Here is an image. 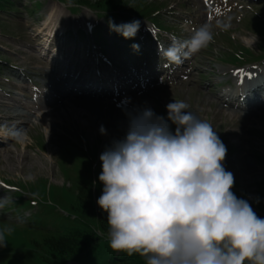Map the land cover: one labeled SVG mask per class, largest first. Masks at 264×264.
I'll list each match as a JSON object with an SVG mask.
<instances>
[{
	"label": "clouds",
	"instance_id": "clouds-1",
	"mask_svg": "<svg viewBox=\"0 0 264 264\" xmlns=\"http://www.w3.org/2000/svg\"><path fill=\"white\" fill-rule=\"evenodd\" d=\"M109 27L132 39L141 21L109 20ZM213 39V25L206 22L187 39L172 36L160 55L180 64ZM166 108L167 117L147 106L125 109V135L100 155L97 204L107 214L110 247L138 254L145 264H264V218L232 191L234 175L223 163L226 146L186 102L174 99ZM99 131L107 134L103 125ZM11 135L24 141V130ZM6 231L0 230V247L6 246Z\"/></svg>",
	"mask_w": 264,
	"mask_h": 264
},
{
	"label": "rangeland",
	"instance_id": "rangeland-1",
	"mask_svg": "<svg viewBox=\"0 0 264 264\" xmlns=\"http://www.w3.org/2000/svg\"><path fill=\"white\" fill-rule=\"evenodd\" d=\"M43 3V9H42V14L44 18H48L50 17V15H53V19L54 20L52 25L55 26H60V27H66L67 29L72 28L73 26L77 25L73 22L78 23V21L76 19H80V17L74 19L72 18V16H70V12H68L66 10V7L63 4H60L56 1H45V0H37ZM96 0H93V2H95ZM150 2H153V0H149ZM165 2V0H160ZM180 0H172V5H175V8L177 10H182L178 7L177 3ZM198 1V0H196ZM185 2V1H184ZM187 3V2H185ZM250 6L252 7L253 4H250ZM257 13L260 14V16L262 17V19L264 18V3L261 7L259 6H255ZM252 16V15H251ZM251 16H249V18H251ZM97 15L95 13H90V14H86L83 18L84 20L89 19L88 23L91 24H95L97 25L98 23L101 25H103V21L98 20L97 22ZM99 18V17H98ZM239 18H241V15L239 16ZM101 19V18H99ZM38 20H35V22L33 23V21L31 19H28L26 21H22V30L24 33V37L26 36V31L27 28L32 27L33 24H36ZM25 25V26H24ZM18 29V26H16ZM233 29H238V31H233L232 35L234 37L235 40H242V46L245 45V43H252V45H255L253 42H257V38L252 36L251 32H249L247 29H245L243 27V24L241 25H237L235 23V25H233ZM18 33V30H17ZM7 36H3V34H1L0 32V48H7L6 54H10V57L12 59H18V62H25L23 64V66L27 65V61H28V56L26 54V48H24V42L21 44L19 43V41H21L20 39H16L14 40V38H17L15 32L13 33H9L7 34ZM21 35V34H20ZM28 36V35H27ZM22 38V37H21ZM5 42H7V45L5 44ZM245 42V43H244ZM8 43L12 44L13 46L11 47V45H9ZM244 43V45H243ZM252 45L249 46V48H252ZM21 50H18V49ZM255 48V46H254ZM253 49V48H252ZM25 58V60L23 61V59ZM213 67L217 68L216 65L213 64ZM179 86H181L180 92L183 96V98H185L186 103L188 104V106H195L194 112L196 113V115L200 118L203 119L205 121H212V120H217L219 121V116H220V112L219 109L215 108L213 103H210L209 100H211V98L207 97L205 98V100L203 101V98L201 99V101L198 100V97L195 94H198L197 92H193V91H197L198 88L197 85L193 84V86H189L186 90V84H182V81L178 83ZM165 90L163 88H157L156 90L153 91L154 96L157 97L158 94L160 92H164ZM189 92H193L194 94H190ZM203 104H202V103ZM264 120V118H263ZM67 125L69 126V129L66 132H73V134H67L73 137H79L81 134L78 133L77 131V126L75 125V122L73 121L72 118L66 119L64 120ZM261 121V120H259ZM262 122V121H261ZM261 122H255L253 125H251L253 129L255 128H259L261 126ZM250 128V129H251ZM29 129V127L27 128ZM107 130V141H108V146H110V144L112 143V141L116 138L114 132L111 131L110 127L107 125L106 127ZM86 139L88 140V144H91V146L89 145V147H92V143H93V139L94 141L96 140L95 138H93L92 134L87 133ZM250 138V137H249ZM105 139V138H104ZM103 139V140H104ZM259 139H262L261 137H259ZM254 141V143H256L257 139H252ZM15 141V140H14ZM250 145H251V139H250ZM15 145H13V143H10L8 147H6L9 150V154H7L6 156H4L3 154H0V178L2 177H6L9 178L10 180H18V179H24L27 181H33V182H37L38 180H48V183H50L53 186H58V187H62L66 182L65 179L63 178V175L61 173V171L59 170V166L57 165L56 161L54 160L53 163H51L50 161V157H48V159L46 158L45 155L40 154L41 152H38L34 149L29 150V149H25L22 150V147L18 148L19 146H21L20 144L17 147H14ZM96 147L98 148V145L96 144ZM100 151H104V147L102 148L101 144L98 148ZM1 153H4L3 151ZM13 153V154H12ZM6 154V153H4ZM10 154L13 155V157L11 158ZM55 154V149L52 152V155L54 157ZM233 155V154H232ZM20 157V159H19ZM54 159V158H53ZM232 159H236L235 155L232 156ZM240 159V158H239ZM25 160V161H24ZM11 164H10V163ZM82 162V161H80ZM84 162V161H83ZM224 166L225 169H228V166L225 162ZM17 167V168H16ZM22 167V168H21ZM15 168V169H14ZM246 184L250 185L251 182H247ZM243 184V185H246ZM56 202L53 199H47V200H43L42 201V206L46 207H50L51 205H55ZM255 207H256V203H255ZM259 207L262 209L263 213H264V205L259 204ZM257 208V207H256ZM258 209V208H257ZM260 209V210H261ZM259 210V209H258Z\"/></svg>",
	"mask_w": 264,
	"mask_h": 264
},
{
	"label": "trees",
	"instance_id": "trees-1",
	"mask_svg": "<svg viewBox=\"0 0 264 264\" xmlns=\"http://www.w3.org/2000/svg\"><path fill=\"white\" fill-rule=\"evenodd\" d=\"M74 2H78L80 3V1H82L83 3H87L89 4V1L88 0H73ZM100 1V2H99ZM97 3V7H100V8H105L106 5L108 6H114V1L115 0H99ZM95 6V5H94ZM95 6V8H96ZM261 200H264L262 197H259ZM264 203V201H262ZM102 218H101V223L103 225V227L107 228V214L102 210ZM56 248H59L57 249L58 251H66L67 250H72L73 249V244L72 242H58V244H55L54 245ZM133 264H145L144 262V258H140V260H137V262L133 263Z\"/></svg>",
	"mask_w": 264,
	"mask_h": 264
},
{
	"label": "bare ground",
	"instance_id": "bare-ground-1",
	"mask_svg": "<svg viewBox=\"0 0 264 264\" xmlns=\"http://www.w3.org/2000/svg\"><path fill=\"white\" fill-rule=\"evenodd\" d=\"M11 152V151H10ZM9 154V153H8ZM19 159H20V157H19ZM25 161V160H24ZM10 163V162H9ZM11 164V163H10ZM17 168V167H16ZM22 168V167H21ZM15 169V168H14Z\"/></svg>",
	"mask_w": 264,
	"mask_h": 264
}]
</instances>
